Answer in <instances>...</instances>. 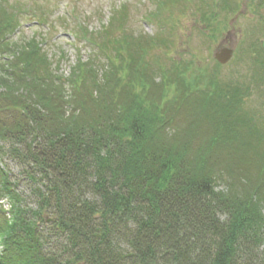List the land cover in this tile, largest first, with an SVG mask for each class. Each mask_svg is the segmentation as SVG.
<instances>
[{
	"label": "trees",
	"instance_id": "obj_1",
	"mask_svg": "<svg viewBox=\"0 0 264 264\" xmlns=\"http://www.w3.org/2000/svg\"><path fill=\"white\" fill-rule=\"evenodd\" d=\"M19 23L0 3V156L30 188L0 165V264H264V156L253 178L236 89L162 68L155 86L109 32L63 73Z\"/></svg>",
	"mask_w": 264,
	"mask_h": 264
},
{
	"label": "rangeland",
	"instance_id": "obj_2",
	"mask_svg": "<svg viewBox=\"0 0 264 264\" xmlns=\"http://www.w3.org/2000/svg\"><path fill=\"white\" fill-rule=\"evenodd\" d=\"M0 3L9 16L16 14L20 20L14 39H37L53 61L61 57L63 73L69 71V65L75 64L78 56L82 60L103 59L97 43L103 41V33L109 32L115 40L126 37L124 40L131 43L126 44V49L135 48L127 52L135 58L140 48L145 51L144 62L153 73L155 86L161 82L162 68L161 71L170 73L182 71L189 80L199 77L197 86L214 79L222 87L236 89L246 119L258 129L254 138H261L259 155L246 165L247 172L256 178L264 156V52L260 46L264 41V0H2ZM83 29L87 31L85 35ZM225 47L232 49L233 54L228 62L220 64L214 54ZM184 109H178L176 117L181 123L185 119ZM0 165L5 167L11 182L16 183L17 192L23 198L28 196V181L20 174L22 169L16 161L1 155ZM29 201L32 202L30 198ZM0 207L9 209L7 199L0 200ZM46 218L50 222L51 215Z\"/></svg>",
	"mask_w": 264,
	"mask_h": 264
},
{
	"label": "water",
	"instance_id": "obj_3",
	"mask_svg": "<svg viewBox=\"0 0 264 264\" xmlns=\"http://www.w3.org/2000/svg\"><path fill=\"white\" fill-rule=\"evenodd\" d=\"M261 47L264 51V41L261 42ZM232 54H233V50L225 47V48H221L218 52H216L214 54V57L220 64H224L230 60Z\"/></svg>",
	"mask_w": 264,
	"mask_h": 264
}]
</instances>
